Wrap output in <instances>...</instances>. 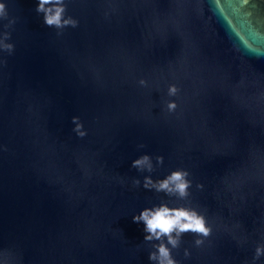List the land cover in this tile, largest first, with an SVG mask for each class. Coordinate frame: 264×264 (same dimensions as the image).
<instances>
[{
  "label": "water",
  "instance_id": "1",
  "mask_svg": "<svg viewBox=\"0 0 264 264\" xmlns=\"http://www.w3.org/2000/svg\"><path fill=\"white\" fill-rule=\"evenodd\" d=\"M0 5V264H264V0Z\"/></svg>",
  "mask_w": 264,
  "mask_h": 264
},
{
  "label": "clouds",
  "instance_id": "2",
  "mask_svg": "<svg viewBox=\"0 0 264 264\" xmlns=\"http://www.w3.org/2000/svg\"><path fill=\"white\" fill-rule=\"evenodd\" d=\"M52 0H40V11H44V5L51 3ZM59 2V0H57ZM3 6L0 5V10H2ZM51 11V10H49ZM62 9H57L55 15H47L46 16V23L49 25L60 23V13ZM147 161V157L143 160H138L135 162L134 166H140L141 164ZM182 180L181 173H173L172 176L161 183L160 187L162 189H167L169 187L170 182H178ZM187 185L185 183H177L176 188L177 190L183 195ZM135 219H143L147 225V229L149 232L157 235L159 238L160 234L169 235L174 230H179L180 232H199L207 235V230L204 227L203 220L196 217L195 214H190L185 210H174L170 211L167 208H161L160 210L156 211L155 213L149 214L145 212L139 218ZM158 230V231H157ZM173 242V241H170ZM174 243V242H173ZM161 256L167 257L168 253L164 247L160 248ZM168 264H172L169 260Z\"/></svg>",
  "mask_w": 264,
  "mask_h": 264
}]
</instances>
